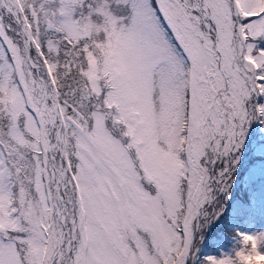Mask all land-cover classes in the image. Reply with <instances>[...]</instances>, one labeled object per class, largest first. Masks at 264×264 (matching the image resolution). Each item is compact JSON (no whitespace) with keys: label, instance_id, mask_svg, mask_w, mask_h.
<instances>
[{"label":"snow or ice","instance_id":"1","mask_svg":"<svg viewBox=\"0 0 264 264\" xmlns=\"http://www.w3.org/2000/svg\"><path fill=\"white\" fill-rule=\"evenodd\" d=\"M257 258L264 0H0V264Z\"/></svg>","mask_w":264,"mask_h":264},{"label":"clouds","instance_id":"2","mask_svg":"<svg viewBox=\"0 0 264 264\" xmlns=\"http://www.w3.org/2000/svg\"><path fill=\"white\" fill-rule=\"evenodd\" d=\"M252 264H264V258H257L252 261Z\"/></svg>","mask_w":264,"mask_h":264},{"label":"trees","instance_id":"3","mask_svg":"<svg viewBox=\"0 0 264 264\" xmlns=\"http://www.w3.org/2000/svg\"><path fill=\"white\" fill-rule=\"evenodd\" d=\"M213 251H214V250L211 249V248H208V247H205V248H204V253H205V254H211Z\"/></svg>","mask_w":264,"mask_h":264}]
</instances>
